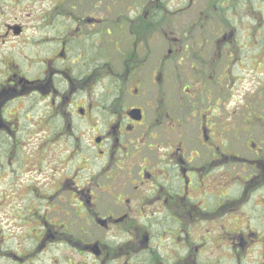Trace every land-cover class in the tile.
Returning <instances> with one entry per match:
<instances>
[{
  "label": "flooded vegetation",
  "instance_id": "af4514ba",
  "mask_svg": "<svg viewBox=\"0 0 264 264\" xmlns=\"http://www.w3.org/2000/svg\"><path fill=\"white\" fill-rule=\"evenodd\" d=\"M0 264H264V0H0Z\"/></svg>",
  "mask_w": 264,
  "mask_h": 264
},
{
  "label": "rangeland",
  "instance_id": "374dc122",
  "mask_svg": "<svg viewBox=\"0 0 264 264\" xmlns=\"http://www.w3.org/2000/svg\"><path fill=\"white\" fill-rule=\"evenodd\" d=\"M199 2H202L203 0H198Z\"/></svg>",
  "mask_w": 264,
  "mask_h": 264
}]
</instances>
